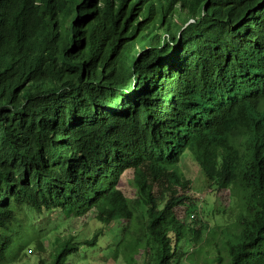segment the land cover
<instances>
[{"label": "trees", "instance_id": "trees-1", "mask_svg": "<svg viewBox=\"0 0 264 264\" xmlns=\"http://www.w3.org/2000/svg\"><path fill=\"white\" fill-rule=\"evenodd\" d=\"M189 160L234 201L206 264H264V0H0V264H72L34 228L57 211L126 220L127 264H182Z\"/></svg>", "mask_w": 264, "mask_h": 264}, {"label": "rangeland", "instance_id": "rangeland-1", "mask_svg": "<svg viewBox=\"0 0 264 264\" xmlns=\"http://www.w3.org/2000/svg\"><path fill=\"white\" fill-rule=\"evenodd\" d=\"M182 168L184 177L192 181L191 198L188 202L191 206L187 207L185 213L183 212V219L201 232L199 241L195 240L194 233H189V238L180 245L181 250L187 253L182 264H206L204 251L208 249V237L211 234L218 235V223L225 222L222 217H227L225 213L222 214V210H231L234 201L228 190L219 192L213 185L210 186L196 161H186ZM120 185L127 196L136 197V188L131 177L123 178ZM162 196L165 198L164 194ZM33 219L34 228L39 229L49 247H53L57 240L70 236L79 242L80 251L71 257L72 264H127L123 258L113 256L116 244L123 236L126 220L114 221L105 226L95 218L93 211L82 216L73 214L68 216L62 211L45 215L34 214ZM100 229L103 233L98 244L95 246L86 244L85 239L93 237ZM137 258L139 259V254ZM19 264H38V256H32Z\"/></svg>", "mask_w": 264, "mask_h": 264}]
</instances>
